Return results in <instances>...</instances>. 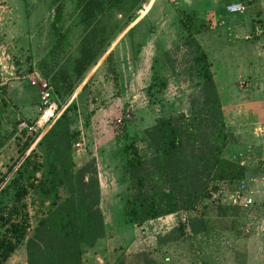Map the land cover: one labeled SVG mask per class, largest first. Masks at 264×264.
Here are the masks:
<instances>
[{"label": "rangeland", "instance_id": "374dc122", "mask_svg": "<svg viewBox=\"0 0 264 264\" xmlns=\"http://www.w3.org/2000/svg\"><path fill=\"white\" fill-rule=\"evenodd\" d=\"M232 1L240 0H138L106 10L99 22L103 29L101 50L82 79L73 81L74 89L67 97L58 87L55 92L54 85L59 71L71 76L72 61L78 54L81 27L73 0H62L59 27L64 40L60 47L54 46L49 0H0V86L5 91L0 100V173L14 154L12 140L19 125L33 126L38 116V88L29 83L30 79L44 80L52 90L57 114L67 105L71 107L70 127L78 133L73 145L80 144L71 149L74 170L94 158L100 173L104 237L85 249L82 264H112L118 256L124 264H138L134 255L139 252H146L159 264H247L248 255L243 251L248 247L254 249V264H264V184H250L254 204L249 208L232 209L208 202L198 205L192 216L202 217L205 234L172 243L161 244L156 239L180 223L178 212L140 226L128 223L126 214L129 192L122 152L125 140L131 136L138 140L140 131L160 116L188 115V97L198 90L188 77V52L182 45L184 33L177 23V9H194L210 24L195 39L210 62L223 122L232 135L227 152L241 154L249 166L260 162L245 146L239 149L232 134L227 107L232 96L229 91H233L230 80L235 77L220 67L226 51L223 40L218 45L209 34L225 33L226 24L261 23L264 17L259 18L262 11L258 2L264 6V0H255L243 14H228L223 6ZM136 43L142 44L137 53ZM108 53L112 67L105 61ZM153 57L157 63L154 71L159 66L160 75L166 77V86L160 92L149 89ZM137 145L144 155L143 145ZM259 174L257 169V173H246L245 179ZM6 264H25L23 245Z\"/></svg>", "mask_w": 264, "mask_h": 264}, {"label": "trees", "instance_id": "16d2710c", "mask_svg": "<svg viewBox=\"0 0 264 264\" xmlns=\"http://www.w3.org/2000/svg\"><path fill=\"white\" fill-rule=\"evenodd\" d=\"M128 1L138 0H73L81 27L78 54L72 61L71 76L59 71L55 77V92L58 87L61 94L71 95L73 81L82 79L101 50L100 17ZM49 4L54 46L60 47L64 40L59 27L62 0H49ZM176 14L184 33L182 45L188 52V77L198 90L188 97V115L160 116L140 131L138 140L131 136L124 142L129 192L126 214L128 223L135 226L192 211L203 204L208 189L218 188L219 183L234 185L247 173L246 167L238 164L240 158L226 150L232 135L223 122L210 62L195 39L210 24L194 9H177ZM141 46L136 43L134 52ZM105 61L112 67L110 53ZM156 65L153 57L149 89L160 92L166 86V77L160 75L159 66L154 71ZM4 96V87L0 86V100ZM70 108L67 105L39 138L28 128L16 131L14 154L7 158L5 170L0 173V264H6L20 245L25 264H82L85 249L104 237L94 158L74 170L71 149L78 133L70 127ZM138 142L144 147V155ZM205 232L202 217L191 216L186 224L179 223L156 241L172 243ZM134 257L138 264H159L146 252ZM112 264H124V259L118 256Z\"/></svg>", "mask_w": 264, "mask_h": 264}, {"label": "crops", "instance_id": "0c3cea01", "mask_svg": "<svg viewBox=\"0 0 264 264\" xmlns=\"http://www.w3.org/2000/svg\"><path fill=\"white\" fill-rule=\"evenodd\" d=\"M217 26L214 30L218 29ZM257 26L259 25L246 22L226 24L225 33H211L209 39H213L215 43L217 41L218 45L223 40L222 44L226 51L222 55L220 67L223 71H227V75L233 73L235 77L230 80L233 91H229L232 96H228L230 102L227 109L230 112L232 134L235 136L237 146L239 149L245 146L244 148L258 154L257 156L255 154L254 158L260 161V158L264 157V144L257 130L259 127H264V32L255 33ZM257 164L252 166L246 164L247 173H257ZM96 170L100 196H102L98 166ZM172 216L174 215L165 218ZM251 248L248 247L243 251L248 255L247 264L255 262L251 257L254 249Z\"/></svg>", "mask_w": 264, "mask_h": 264}, {"label": "built area", "instance_id": "2783aa9c", "mask_svg": "<svg viewBox=\"0 0 264 264\" xmlns=\"http://www.w3.org/2000/svg\"><path fill=\"white\" fill-rule=\"evenodd\" d=\"M254 2L255 0L228 2L223 6V11L228 14H243L246 8ZM258 5L262 11L259 18L262 20V17H264V6L260 2H258ZM258 25L259 26L256 27L254 32L261 34L264 32V20H262V22ZM29 83L31 85L37 84L39 95V107L37 108L38 116L33 126L27 127V125L21 123L18 127V130L28 128V130L38 133L37 138H39L59 114H57L56 107L51 101V88L48 83L40 79H38L36 82L30 79ZM257 133L261 136L264 144V128L259 127ZM79 145V143H75L73 146L75 148H79ZM236 156L240 158L238 162L239 166L246 167L244 157L241 154H236ZM257 169L260 170V174L256 177L251 176L247 179L239 180L234 185L230 186H227L225 183H219L218 188L208 189L207 198L204 200L203 204L207 202L215 203L218 206H226L232 209H245L251 207L254 204V199L252 197L254 191L250 189V184H255L256 182L260 183L261 185L264 184V157L260 159ZM197 210L198 206H196L192 211L178 213L179 222L186 224L188 218L191 217L192 213Z\"/></svg>", "mask_w": 264, "mask_h": 264}]
</instances>
